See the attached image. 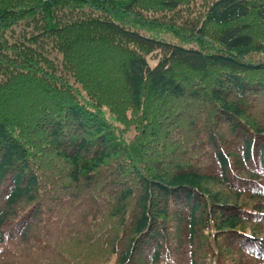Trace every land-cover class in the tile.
Segmentation results:
<instances>
[{
    "label": "trees",
    "instance_id": "1",
    "mask_svg": "<svg viewBox=\"0 0 264 264\" xmlns=\"http://www.w3.org/2000/svg\"><path fill=\"white\" fill-rule=\"evenodd\" d=\"M0 264H264V0H0Z\"/></svg>",
    "mask_w": 264,
    "mask_h": 264
},
{
    "label": "rangeland",
    "instance_id": "2",
    "mask_svg": "<svg viewBox=\"0 0 264 264\" xmlns=\"http://www.w3.org/2000/svg\"><path fill=\"white\" fill-rule=\"evenodd\" d=\"M136 32H138L140 35L152 39H159L160 41L166 42V43H174V39L171 37L170 34L165 33L164 31H155V30H147L142 28H136ZM159 53L154 52L148 56H146V60L150 66L155 64V60L158 58Z\"/></svg>",
    "mask_w": 264,
    "mask_h": 264
}]
</instances>
